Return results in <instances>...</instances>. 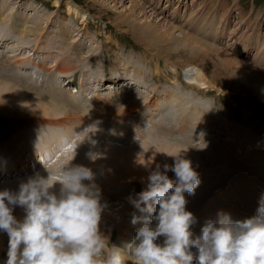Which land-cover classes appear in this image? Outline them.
<instances>
[{
	"label": "rangeland",
	"instance_id": "1",
	"mask_svg": "<svg viewBox=\"0 0 264 264\" xmlns=\"http://www.w3.org/2000/svg\"><path fill=\"white\" fill-rule=\"evenodd\" d=\"M23 1H26L25 4ZM32 1L0 0V38L6 39L5 41H0V95L4 94V92L6 93L5 86L10 85L9 87H15L14 90L17 89V91L24 94L22 98L24 97L29 100L28 104L34 103L36 100H41L43 102L51 100L53 103L56 100L54 98L60 96L63 99H59V106L61 109H63V106L65 107V113L73 120L71 124L74 126L78 124L77 122L80 121V118L88 113L87 110L91 106V101L93 99H96L97 105L102 104L99 106L102 107V110H106L108 108L106 106L108 105H104V103L106 101H113V98H116L112 97V95H118L116 90L101 92V89L97 88L96 91H93L88 86L85 75L91 74L88 69L90 66H102L103 63L114 64L117 60H122L128 63L132 70H135L138 58L141 54L146 52L149 54L147 60L150 64L145 66L146 71L149 73V75L145 74V77H148L145 82L150 83V85L161 80L159 77L152 75V68L155 64L152 62L154 61L165 60V63L169 66L179 67V69L184 68L186 69L187 76L190 74L187 70L196 67L203 71L209 87L202 89L198 85L183 86L197 94L199 98L204 99L203 104L209 109V120L215 117H218L215 118V120H219L220 118L223 119L219 123H212L215 130L213 138L206 135V137L202 138L199 134H197L195 138L193 135L185 134L180 135V138L177 137V133L172 129L173 118L177 117L178 123L182 121L184 124H189L190 131H193L195 125L200 123L201 120V122H206L205 120L207 119L206 116L199 113L201 108L194 110L192 107L198 100L195 99L191 93L184 94L177 88L159 86L149 88L136 79L133 85L139 87V96L143 98V101H137L138 96L133 95L132 99L129 100L127 110L124 111L131 115L140 107V104L144 103V107L149 108L152 126L147 127L145 129L146 131H143L145 133H143L140 138L141 142L146 143V149L144 148V151H151V149H155L156 146L159 147V139H162L165 141L166 145L170 143L175 146L174 148L172 147L173 151L174 149L181 148L191 153L188 154V157L192 155V167L199 166L203 171L204 179L200 180H205V183L201 190L197 188L195 198L188 200L190 203L186 205V210L192 212L196 219L198 218L196 220L197 231L194 232L195 237L201 235L203 225L207 220L211 219L210 217L208 219H203V217H205L204 213L206 212V206H208L207 204H209L210 199L214 197L217 191H225L235 180L241 179L249 181L250 179H254L252 181H256L255 183L258 185L256 194L258 199H260L261 195L264 194V175L257 172L260 173L261 179L257 178V176L253 175L243 163H240L239 167H237L232 161L233 158L229 156L225 150L218 148V137L221 128L234 133H239L240 129L249 128V136L252 142L263 136L264 87L257 86L250 74L262 75L264 73V68L257 66L253 60V56L256 53L255 48L261 50L264 54V0H74L73 3L76 4V6L91 16L86 23L81 22V19L76 20L74 19L75 17L72 18V15V17L67 15V3L72 2V0ZM190 9H192L193 22L198 20V25L203 24L195 33L189 32L180 24L182 16L187 15ZM182 12L184 13L182 14ZM202 13L206 15L204 16V22L202 18H199ZM211 13H213V15L209 18L208 16ZM216 15H221L222 17L218 18ZM123 19L125 20L123 21ZM210 19L214 22L218 20L224 21L223 23L228 28V33L226 35L224 29L221 27L222 33L217 36L221 41L220 43L214 42L213 44L209 42L207 38L199 37L200 34L209 35L211 31L209 24ZM12 20H14V23H12ZM30 28L32 29L30 30ZM37 28H41L40 31ZM23 34H27L24 39L22 37ZM64 38L67 39V42L64 41ZM36 40L39 42L34 43ZM188 40H191L194 44H190L191 41L189 42ZM104 41H106V45L109 48L118 47L119 54L115 56L110 53V51H107V49L102 46ZM8 47L15 48L17 52V57L15 59L18 61L9 62L10 54L14 52L11 51V53H6ZM41 47L58 50V55ZM233 47H243L242 56H238L236 54L237 51L233 49ZM4 54H6L7 57ZM109 56L110 59L107 60ZM220 57L222 59H220ZM58 60L65 62L63 68L66 67L68 71L70 70L76 73V76L78 73L82 72L81 88L78 95H74V93H65L64 90L68 91L67 88H64L63 91H58V88L55 92L51 90L53 85H58L62 76L60 70L56 66L57 64L55 65ZM67 61H71L72 63L73 61H77L78 64L81 62V64L78 65V71L75 72V66ZM229 65L231 67H229ZM49 68L51 71H49ZM240 68H242V70H240ZM246 68H248V70H246ZM36 69H43L45 71L38 75ZM31 70H35V73H32ZM245 70L247 72H245ZM240 71L242 73L244 71L245 73L242 74ZM27 73L33 74L34 79L31 80ZM26 78L30 81L35 80L33 82L36 83L39 82L41 86L52 84L51 87L49 86L50 91L47 92L42 90ZM167 78L168 77H164V81L166 80L165 83H170V81H167ZM60 87L62 88L63 86ZM126 91L125 89V92L119 95L118 98L120 99L127 96ZM20 92L19 94H21ZM235 95L243 96L245 100H240L237 106L233 105V98ZM72 101L74 104H72ZM175 101H179L180 103H175ZM249 102H251L250 105L248 104ZM252 102H254L253 105H251ZM187 104H189L190 107H187ZM176 106L179 107L177 108ZM19 108L20 107H17L16 109ZM120 108L123 109V106H120ZM0 109V154L7 155L5 160L0 156V171L15 172L18 166H20L21 170L25 169V172L27 171L24 175L25 178L27 175L29 177V174L30 177L36 175L35 173H30V168L32 167V169L39 170L40 166H44L45 164H42L41 161L38 162L36 159L37 156L35 155V159L30 161V163L27 161L24 162V156H19L21 153L13 150L16 146L15 138L17 135L23 133V131L32 128L34 126L33 124L37 122L45 124L50 117L39 116L37 113L41 111L38 108L34 113H30V115H35L36 117L26 116V122L22 120V118L25 117H18V113L12 116L13 114L5 113L7 110L3 109L7 108H4V106H0ZM140 109L143 108H139L138 110ZM152 111H159V117H153ZM188 111H190V115ZM58 112L59 111H56V113ZM111 113L112 112H109V115H111ZM121 113H124L123 110ZM166 115H172L173 117H167ZM135 119L138 121L136 113ZM148 121L149 118L147 117L146 120L141 119L138 123L143 125L144 122ZM225 121L226 124H224ZM238 127H240V129L236 131ZM84 130L85 129L82 128L79 132ZM152 135L153 137L149 139ZM239 138L241 140H246L247 134L240 133ZM106 139L108 144H110L108 146L105 145V143H107ZM99 141L96 145H98V147L103 146L102 149H104L105 152L103 154L104 158L106 157V152L112 149L114 150V148L115 150L134 153H140L143 149L137 150L139 146L134 147L131 145L134 149L136 148V151H131L129 149L125 150L123 146L126 148L132 147L121 142V140H116L112 136L104 138L102 142H106L103 143V145H101ZM165 143L163 142V144ZM17 144L22 149H27L30 152L33 150L31 148L35 145L29 137L28 139L18 141ZM111 145H113V147ZM147 145L151 146L148 147ZM163 148L164 147L161 149L162 151H164ZM255 148L258 154H262L264 142L259 148L257 146ZM169 152L171 151L166 153L168 157H171L169 155L175 154L174 152L169 154ZM102 153L103 150L101 154ZM166 155H162L163 157L161 159L167 157ZM103 156H101L100 159H94V163H96L97 166L93 163L94 167H96L93 170L94 177L97 178L95 183L99 187H103L100 188V190L102 189L101 202L106 204L99 226L100 232L109 238V241H104L101 258L110 255L114 247L123 249L126 244L134 239L137 230L143 226V222L140 221L133 224V215L138 217L149 215L146 212H141L136 209L129 199L130 197L135 198L138 193L146 190L148 182H145L146 180L138 181L125 172L121 173L116 167L111 170L113 167L110 165L111 161L109 160V162L106 163L108 157L104 159ZM158 162L155 163V166L160 165L162 171L164 162L160 161L162 164ZM12 167L14 168L13 170H11ZM148 168L147 165L143 170L139 169V171H136L142 175L145 173V169ZM107 172H111L112 176L111 173L108 176ZM170 173L171 171H168L167 175ZM17 174L21 175L19 172H17ZM168 177L175 182L176 177ZM18 178L15 180L23 181V178ZM15 180L14 182H16ZM1 181L2 179H0V183H2ZM8 181L10 182L12 180H4V182ZM229 182H231V184ZM19 187L16 188L17 190L11 189V191L16 192ZM3 190L5 189L0 187V191ZM103 191H106L108 195H105ZM186 195L187 193H185V196ZM258 199L256 203L257 206H259ZM127 205L128 207L131 205V210L120 216V208ZM252 205L255 206V204ZM17 207H15V209ZM229 208H235L233 202L232 206ZM20 209L24 210L21 207ZM239 209L238 210L241 212H248L243 205H241ZM231 214L234 221L236 219L243 220L249 218V216L245 218L242 214L237 213V211H233ZM249 214L251 213L249 212ZM215 219L216 218H212L211 220ZM155 224L156 221H153V227H155ZM163 240L164 237L161 236L157 239L156 243L162 244ZM3 245L0 246L2 248H0V264H7L9 241H6ZM192 251L194 254L197 253L195 248H193ZM127 264H135V258L128 256Z\"/></svg>",
	"mask_w": 264,
	"mask_h": 264
},
{
	"label": "clouds",
	"instance_id": "2",
	"mask_svg": "<svg viewBox=\"0 0 264 264\" xmlns=\"http://www.w3.org/2000/svg\"><path fill=\"white\" fill-rule=\"evenodd\" d=\"M169 156L173 165L164 164L163 171L157 165L147 189L129 198L149 214L133 215L132 223L142 221L143 226L123 249L114 247L104 258L99 226L106 204L91 169L67 166L53 184L37 175L16 192L0 191V232L9 237L7 264H127L128 256L135 264H264V194L253 216L234 221L220 211L193 238L197 221L186 210L185 193L194 194L200 177L183 152ZM168 171L174 172L175 182ZM17 206L25 211L22 220L13 215ZM161 236L163 243H156Z\"/></svg>",
	"mask_w": 264,
	"mask_h": 264
},
{
	"label": "bare ground",
	"instance_id": "3",
	"mask_svg": "<svg viewBox=\"0 0 264 264\" xmlns=\"http://www.w3.org/2000/svg\"><path fill=\"white\" fill-rule=\"evenodd\" d=\"M74 1L72 0V2H68L67 3V12L68 14L72 15L73 17L75 18H79L81 19V22L83 23H86L89 21V19L91 18V16H89L86 12L82 11L78 6H76V4L73 3ZM57 5V4H56ZM134 11V10H132ZM124 16V15H123ZM125 17V16H124ZM123 17V18H124ZM125 19H123L124 21ZM128 20V19H127ZM162 21V20H161ZM117 22V21H116ZM127 22V21H126ZM36 27V26H35ZM62 28V27H61ZM32 28H30L31 30ZM38 29V28H37ZM41 29V28H40ZM40 29H38L40 31ZM66 31V30H65ZM63 33V32H61ZM169 35V34H168ZM186 35V34H185ZM27 36V34H23L22 37L23 39ZM182 37V36H181ZM180 37V38H181ZM193 37V36H192ZM189 38V37H188ZM138 39V38H137ZM190 39V38H189ZM6 39L5 38H0V41H5ZM63 41V40H62ZM64 41L67 42V39L64 38ZM189 42L191 40H188ZM194 41V40H193ZM39 41L36 40L34 43H38ZM59 42V41H58ZM69 42V41H68ZM141 42V41H140ZM143 42V41H142ZM55 43V42H54ZM63 43V42H62ZM190 44H194L191 43ZM15 46V45H13ZM56 46V45H55ZM66 46V45H64ZM2 47V46H1ZM6 50V49H5ZM21 50V49H20ZM11 51H13L14 53H11ZM223 52V51H222ZM220 52V53H222ZM6 53H11L10 54V59H9V62L11 61H18L17 59H15L17 57V52L15 50L14 47H8ZM28 55V54H27ZM224 55V54H223ZM30 56H31V52H30ZM29 56V57H30ZM218 56V55H217ZM221 56V55H220ZM223 57V56H222ZM220 59H222L220 57ZM218 60V59H217ZM234 60V59H233ZM31 61V60H30ZM17 63V62H16ZM39 63V62H38ZM237 63V62H236ZM233 64V63H231ZM56 65V64H55ZM249 65V64H248ZM238 66V64H237ZM39 67V66H38ZM53 67V65H52ZM229 67H231L229 65ZM233 67V66H232ZM235 68V67H234ZM239 68V67H238ZM45 69V68H43ZM48 69V68H47ZM50 69V68H49ZM240 70H242V68H240ZM244 70V68H243ZM246 70H248V68H246ZM245 70V72H247ZM260 70V69H259ZM51 71V69L49 70ZM237 71V70H236ZM249 71H252V70H249ZM263 71V70H262ZM188 73H190L188 75L189 79H190V82L194 81L196 82L199 86L200 85H204V86H207L209 87L208 85V82L206 81L205 77H204V74H203V71H201L200 69L196 68V67H193V68H190L187 70ZM241 72V71H240ZM243 71V73H245ZM253 72V71H252ZM251 72V73H252ZM261 72V70H260ZM24 73V72H22ZM239 73V72H238ZM242 73V72H241ZM242 73V74H243ZM259 73V72H257ZM262 73V72H261ZM29 74L28 77H30V79H34V75L31 74V73H27ZM264 74V73H263ZM251 75L253 81L255 82V84H257V86H260V87H264V75ZM249 75V76H250ZM240 77V76H239ZM28 79V78H26ZM29 80V79H28ZM30 81V80H29ZM35 81V80H33ZM252 81V82H253ZM7 82V81H6ZM31 82V81H30ZM5 83V82H4ZM7 84V83H6ZM10 85L8 86H5L6 88V93L4 92V94L0 95V106H4V108H7V109H3V110H7L5 111V113L7 114H13L12 116H14L16 113L19 114L18 117L22 116V117H25V118H22V120H25L27 122V119H26V116H35V115H30V113H34L38 108L40 109L41 112H38L37 114H39V116H45V117H50V121L49 122H45V124L41 127H38V124L39 123H42V122H37L36 124H33L34 126L32 128H29L27 129V131H23V133L19 134L16 136L15 138V142H16V146L14 147L13 150H16V151H19L21 154L19 156H24V162L27 161L28 163H30V161H33L35 159L34 155L37 156V160L38 162L41 161L42 164H45L44 166H40V169L39 170H36V169H32V167L30 168V173H35L36 175L30 177V174H29V177L28 175L26 176L25 178V169H22L20 168V166H18L17 170L15 172H11V171H8V172H1L0 171V179H2V183H0V187H2V189H15L17 190L16 188L19 187L22 183H25L29 180V178H33L37 175L41 176V177H44V178H48L49 180V183L50 184H53L55 183L56 181L59 180L60 178V171L56 172V171H53L54 168L52 169V172L50 173V168H45V166H49V161H51L55 156L51 157L52 154H50L48 156V150L52 147H56V148H60L64 142H67V139L66 137L69 136L70 134H72V132H70V127H74L72 126L71 122L73 121L70 116H68V114H66L65 112V107L63 106V109L60 108V103H59V99H63L62 97H56L54 99H56L53 103L51 102V100L47 101V102H43L41 100H36L34 103H29L28 104V101L27 99H25L24 97L22 98V96L24 95L23 93H21L20 91H17V89L14 90V88L12 89L11 87H9ZM32 86V85H31ZM206 87V88H207ZM8 88V89H7ZM19 90V89H18ZM50 89L48 88V91L49 92ZM19 92L21 94H19ZM177 99V98H176ZM174 100V99H173ZM181 100V98H180ZM172 101V99H171ZM176 102H179V101H175ZM180 103V102H179ZM136 104V103H134ZM173 104V103H172ZM59 107H58V106ZM133 105V104H132ZM176 105V104H175ZM180 105V104H178ZM183 106V105H182ZM189 106V104H187V107ZM17 107H20L19 109H16ZM177 107V106H176ZM179 107V106H178ZM177 107V108H178ZM186 107V106H185ZM190 107V106H189ZM193 109H194V106H192ZM51 108V109H50ZM134 108V107H133ZM169 108V107H168ZM2 109V108H1ZM0 109V110H1ZM55 109H59V110H55ZM171 109V108H170ZM173 109V108H172ZM48 110V111H47ZM11 111V112H10ZM56 111H59L58 113H56ZM88 111V110H87ZM86 111V112H87ZM170 112V111H168ZM133 113V112H132ZM167 113V112H166ZM186 113V112H185ZM36 117V116H35ZM34 117V118H35ZM159 117V116H158ZM161 118V117H160ZM207 118V117H206ZM205 119V118H203ZM40 120V119H38ZM43 120V119H42ZM158 120V119H157ZM207 120V119H206ZM205 120V121H206ZM24 121V122H25ZM45 121V120H44ZM153 121V120H152ZM202 121V120H201ZM200 121V123H202ZM155 122V121H154ZM165 122V121H164ZM78 123V122H77ZM169 123V122H168ZM74 125V124H73ZM77 125V124H76ZM152 126V125H151ZM164 127V126H163ZM151 128V127H150ZM164 130H165V127H164ZM146 131V130H145ZM150 132V131H149ZM145 133V132H143ZM154 133V132H153ZM163 133V131H162ZM160 134V133H158ZM81 132L79 133H76L73 137V139L75 141L79 140L81 138ZM146 136V134H145ZM160 136V135H159ZM28 137L34 142V147H32L31 149H33L31 152L28 151L27 149H22L18 144L17 142L18 141H21L23 139H28ZM109 137L108 135H105V136H102L100 141L101 142V145H103V143L105 142H102V140L104 138H107ZM162 137V136H161ZM158 138V137H157ZM72 139V140H73ZM154 139V138H153ZM156 139V137H155ZM117 140H121L122 139H117ZM145 140V139H144ZM160 142H158L159 144V147L156 146L155 149H151V151H144V148L146 149V146L145 144L146 143H143L141 142L140 144L137 145V147L139 149L137 150H141L142 148V151L139 153H134V152H130V151H123V150H109L108 152H106V157H108L106 159V157L104 158L103 154L105 153L104 152V149L103 146L100 148L99 147V152L97 153V156L95 158H92L93 156V151L90 150L89 152H87V154L85 155V158L82 162L80 163H76V164H73L72 166H84V167H88L89 164H91L94 159H100L101 156H103L104 159H106V163L109 162V160L111 161L110 162V165H112L113 167L111 168L114 169L116 167V169H118L119 171H121V173H126L128 174L129 176L137 179L138 181H143V180H146L145 182H148V176L150 175V173L152 171H154L156 169V166H155V163H157L158 161L160 162H164V164H168V165H173L174 161H173V158L172 157H168L166 155V153H168V151H171L169 152V154L172 152L176 153V152H183V157L185 159H189L190 161H192V155H190L188 157V154H191L189 153L188 151L186 150H183L181 148L179 149H174V151L172 150V147L174 148L175 146L171 145L170 143L166 145L165 141H163L162 139H159ZM85 141V140H84ZM146 141V140H145ZM157 141V140H156ZM195 141V139H194ZM147 142V141H146ZM163 142L165 144H163ZM14 143V142H13ZM21 143V142H20ZM83 143V142H82ZM98 143V142H97ZM148 143V142H147ZM28 145V143H27ZM106 146L110 145L108 144V141L107 143H105ZM116 145V144H115ZM114 145V146H115ZM132 146L136 147V143H133L131 144ZM131 145H129L130 147H132ZM141 145V146H140ZM165 145V146H164ZM113 147V145H111ZM119 146V145H117ZM122 146V145H121ZM148 146V145H147ZM151 146V145H150ZM148 146V147H150ZM116 147V146H115ZM162 147H164V151H162ZM118 148V147H117ZM106 149V147H105ZM122 149V148H121ZM123 149L125 150H131V151H136V148L134 149L133 147L132 148H126L123 146ZM181 149V150H180ZM103 150V153L101 154ZM148 150V149H147ZM34 152V153H33ZM264 152V150H263ZM55 153H58V152H55ZM9 154V153H8ZM13 154V153H12ZM162 155H166L167 157L161 159L163 156ZM0 156L5 160L7 158V155L5 156V154H0ZM78 156H80V153L78 154ZM75 157V156H74ZM73 157V158H74ZM194 157V156H193ZM23 158V157H22ZM73 158L68 161V162H72ZM19 159V158H18ZM192 159V160H191ZM97 161V160H96ZM103 162V161H102ZM158 162V163H159ZM160 162V164H162ZM98 163V162H97ZM96 165V163H94ZM93 164V165H94ZM99 164V163H98ZM154 164V166H153ZM101 165V163H100ZM148 165V169H145V173L144 174H140V173H137L136 170L139 171V169H142L144 167H146ZM152 167H150V166ZM157 165V164H156ZM32 166V165H31ZM97 166V165H96ZM66 164L63 165V168H66ZM109 167V166H108ZM96 167H94L95 169ZM1 169V168H0ZM4 169V168H3ZM93 169V170H94ZM115 169V170H116ZM108 170V169H107ZM204 170V169H203ZM114 171V170H113ZM163 171V170H162ZM17 172H19L21 175H18ZM108 173V172H107ZM111 173V172H110ZM110 173H108V176L110 175ZM172 173V171H171ZM17 174V175H15ZM125 174V175H126ZM124 175V174H123ZM21 176V177H20ZM99 176V175H98ZM111 176H112V173H111ZM19 177V178H18ZM101 177V176H100ZM20 179V178H23V181H16L15 179ZM208 178V177H207ZM12 180V181H8V182H4V180ZM96 179L95 178V182H96ZM14 180L16 182H14ZM108 180V179H106ZM105 180V181H106ZM254 180V179H252ZM251 179L249 181H244V180H235V182L233 184H231V182H229L231 185L229 187H227L225 189V191H217L215 194H214V197L210 199V202L209 204H207L208 206H206V212L204 213L205 217H203V219H208L209 217L212 219V218H216L217 216V213L220 212V211H223V212H227L229 213L230 215H232L231 213L233 211H237V213L239 214H242L245 218L246 217H250L252 215L255 214L256 212V209H257V194H256V190L258 189V185L252 181ZM85 183H88V182H85ZM237 183V184H236ZM263 185V184H262ZM16 186V187H15ZM104 186V185H103ZM261 186V185H260ZM59 184L57 183L55 185V191H59ZM109 187V186H108ZM99 188H103V187H99ZM105 188V187H104ZM19 190V188H18ZM102 190V189H101ZM104 192V191H103ZM105 195H108L106 193V191L104 192ZM104 196V195H103ZM105 198V197H104ZM259 201V199H258ZM232 202H233V206L235 208H229L232 206ZM254 202V203H253ZM252 204H255V206H253ZM259 204V203H258ZM243 205L246 207V210H248V212L246 211H239V207ZM19 207V206H18ZM17 207V208H18ZM14 209L13 211V215L18 219V220H21L22 218H24L25 216V211L20 209V207L18 209ZM20 209V210H19ZM239 209V210H238ZM131 210V205H128L125 206V207H121L119 211H121V213H119L120 216H122L125 212H129ZM15 212V213H14ZM212 212V213H210ZM249 212L251 214H249ZM203 215V216H204ZM237 220V219H236ZM202 234V233H201ZM105 237V240L104 241H109V238L108 236L106 235H103ZM197 237V236H196ZM195 238V236L193 237ZM6 241H9V237H8V234L6 232H0V246H2ZM3 243V244H2ZM6 245V244H5ZM4 246V245H3ZM1 248V247H0ZM4 248V247H3ZM6 248V246H5ZM8 248V247H7ZM2 249V248H1Z\"/></svg>",
	"mask_w": 264,
	"mask_h": 264
}]
</instances>
